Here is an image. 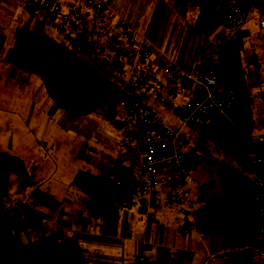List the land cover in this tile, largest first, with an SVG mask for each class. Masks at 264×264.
Returning a JSON list of instances; mask_svg holds the SVG:
<instances>
[{
  "label": "built area",
  "instance_id": "built-area-1",
  "mask_svg": "<svg viewBox=\"0 0 264 264\" xmlns=\"http://www.w3.org/2000/svg\"><path fill=\"white\" fill-rule=\"evenodd\" d=\"M23 10L69 43L65 49L82 60H94L120 80L121 95L115 102L121 124L117 144L120 174L115 188L130 191L128 208L140 217L172 227L182 234L193 231L195 214L203 204L190 190L194 182L188 160L189 132L206 129L217 115L235 103L232 90L221 85L220 41L201 34L194 58L183 68L161 52L128 17V10L141 13L138 0H18ZM245 2L264 5V0H218L230 34L244 29L248 10ZM260 24L264 28V16ZM176 40V39H175ZM245 66L260 72L248 78L254 94L255 125L252 142L253 237L258 244L252 259L264 261V56L246 59ZM167 112L177 118L170 127L158 115ZM188 250L142 241L134 264H175L189 259Z\"/></svg>",
  "mask_w": 264,
  "mask_h": 264
},
{
  "label": "trees",
  "instance_id": "trees-1",
  "mask_svg": "<svg viewBox=\"0 0 264 264\" xmlns=\"http://www.w3.org/2000/svg\"><path fill=\"white\" fill-rule=\"evenodd\" d=\"M192 2L197 13L194 28L204 34L222 38L220 46L221 85L235 94V103L224 114L199 132L202 142H193L188 165H200L211 152L221 151L230 161L223 160L220 173V199L203 203L195 214L193 231L211 236H225L232 241V251L225 264H253L251 252L258 244L253 237L254 181L247 173L252 170L250 132L255 125L254 94L248 78L260 75L245 66V55L236 39L228 38L229 26L217 0H175ZM248 12L255 8L264 16V5L245 2ZM219 41V40H218ZM249 59L258 58L254 54ZM10 69V76H36L44 86L48 100L61 110L81 119L95 111L116 128L121 126L114 108L121 91L117 85L84 63L57 40L45 33L28 28L15 32L8 55L0 59ZM120 125V126H119ZM112 166L101 170L88 197L92 218L103 217L115 210L128 208L130 191L115 188L113 179L120 174L117 158L103 156ZM32 169L19 156L0 150V264H86L85 249L66 232L60 231L45 238L24 244L17 233L42 222L40 215L12 203L11 191L22 194L36 185Z\"/></svg>",
  "mask_w": 264,
  "mask_h": 264
},
{
  "label": "rangeland",
  "instance_id": "rangeland-1",
  "mask_svg": "<svg viewBox=\"0 0 264 264\" xmlns=\"http://www.w3.org/2000/svg\"><path fill=\"white\" fill-rule=\"evenodd\" d=\"M138 1L139 4L143 1V10L138 15L135 7L130 8L128 10V17L131 22L136 23L140 29L144 28L149 42L161 52L172 58L179 65L187 66L191 61L190 50L192 44H195V41L197 44V37L204 34L194 28V19L198 7L194 6L192 2L176 3L175 0ZM27 14L30 18L28 21L31 28L29 29L33 30L39 22L31 13L27 12ZM261 20L262 15L255 8L251 9L244 29L230 34L228 37L237 40L240 49L245 55V60L249 59V55L252 54L257 57L264 56V28L260 24ZM47 31L45 34L57 40L63 46H68L69 43L64 37L57 33L52 35L50 30ZM171 32L173 35H171ZM176 33L178 38L175 40L176 36L174 34ZM204 35L210 36L214 40H219L222 43V38H218L217 40L213 35ZM81 57L84 63L93 67L110 81L117 84L121 83L120 80L104 70L103 67L94 63V60L84 56ZM31 79L32 82H24L22 78L20 81H13L11 85L0 83V118H4L5 122L8 121L9 124L23 122L25 120L24 118L28 120L31 103L35 102L36 98L38 105L35 110L36 112L38 111L37 121L40 122H36L35 126H31V131L36 134L34 138L37 141L40 143H48V146H46L48 149H44L45 146H43L41 153L36 151L33 148L34 141H31V137L24 136L20 131H14L12 133H3L0 131V150L15 154L26 161L27 164L35 166L41 184L45 186L52 185L54 187L51 193L53 196L87 198L90 190L79 192L76 179L81 177L87 181V177L91 179V181L88 180V184H93L96 181V176L93 177V175L95 172H99L98 166L93 161L86 160L87 158L85 159V155L81 154L82 152H77L74 157L66 156L67 154H75L78 147H65V135L68 134L71 137H76L80 139L81 143H89L103 152H112V155L115 152L117 155L119 130L113 124L103 119L101 111H95L82 119H77L51 102H49L52 104L51 108L47 107V104L41 108V104H43L45 99L44 97H46L44 86L36 76L32 75ZM27 85H31L30 92L26 88ZM22 89H25L23 94L21 93ZM29 96L32 98L30 101H28ZM28 103L30 107H26ZM158 115L170 127H180L175 116L164 111H158ZM183 131L188 137L186 140L187 146L193 145V142L197 141L205 143L199 135V132H189V129L186 128ZM60 145L62 155L65 158L64 162L59 161L57 158ZM39 148L40 146H37L36 149ZM210 148L211 152L205 158L203 164L194 168L195 171L200 170L204 175H209L207 181L200 180L199 196L200 202L202 203L219 201L221 162L223 160L230 161L221 151L211 146ZM83 165L85 172H82L80 168ZM189 167L191 168V166ZM247 175L252 178L251 172L247 173ZM59 185L61 189L58 187ZM11 196L12 203L9 205L10 211L15 206L20 210L23 208H32L31 206L28 207L30 202L28 193L24 192L17 195L11 191ZM39 208L42 210L41 207ZM43 212L46 213L45 209ZM87 222V220H84V224H87ZM43 227L45 232L37 231V228H31L17 233V235L26 244L44 238L54 232L51 224L50 226L46 224ZM262 263L263 260H255L253 264Z\"/></svg>",
  "mask_w": 264,
  "mask_h": 264
},
{
  "label": "crops",
  "instance_id": "crops-1",
  "mask_svg": "<svg viewBox=\"0 0 264 264\" xmlns=\"http://www.w3.org/2000/svg\"><path fill=\"white\" fill-rule=\"evenodd\" d=\"M29 19L27 12L22 9L18 0H0V59L10 52L15 32L19 29L31 28L28 21ZM39 24H36L37 26L34 27L32 31L42 33V26ZM171 35H173L172 32ZM174 36H176L175 39L178 38L177 33L174 34ZM197 44L196 41L195 44H192L190 50L191 61L187 66H182L183 68H188L190 66L193 60L192 58H194L195 55ZM31 77L32 75L28 74H18L11 77L10 69L4 63L0 62V83L11 85L13 81H20L22 78L24 82H32ZM26 88L29 89L30 92L31 85H27ZM24 90L25 89L21 90L22 94ZM44 98L41 108L42 106L45 107V104H47V107L51 108L53 103H49L50 101L47 96ZM31 99V96H29L28 101ZM37 105L35 98V102L31 103V111L28 115L29 118L28 120L24 118L25 120L23 119V122L9 124L8 121L5 122L4 118H0V131L3 133L20 131L24 136L31 137V141H34L33 148L41 153L43 151L41 149L43 146H45L44 149H48L46 148L48 143H40L37 141L34 138L36 134L31 131V126H35L36 122H40L37 121L38 111L36 112L35 110ZM28 106L30 107L29 103L26 107ZM65 138V147H78L75 154H67L66 156L74 157L77 152H82L81 154L85 155V159L87 158L86 160L93 161L94 164L98 166L99 172H95L93 175V177L96 176V181L93 184H88V180L91 181V179L87 177V181L81 177L76 179L79 192L90 190L91 193L95 183L100 179L101 170L112 169L111 164L103 157L104 154L113 158H117L118 154L116 155L114 152V155H112V152H103L89 143H81L80 139L71 137L68 134L65 135ZM37 146H40V148L36 149ZM58 149L57 158L59 161L64 162L65 158L62 155L61 145ZM203 162L201 164H203ZM27 165L32 169L35 179L37 180L34 187L24 191L29 195L30 202L28 207L31 206L32 208L29 210L38 213L42 218V222L32 229L37 228V231L45 232L43 226L46 224L50 226L51 224L54 231L52 234L60 231L66 232L84 247L86 264H134L139 245L142 241L165 247L188 250L192 253L189 259H177L175 264H225L227 254L232 251L233 245L229 237L211 236L198 232L182 234L172 227L159 224L153 220H146L129 208L115 210L103 217L94 219L90 216L87 207L89 196L87 198L53 196L51 193L54 187L52 185L45 186L41 184L35 166ZM200 165L192 168L194 182L189 186L190 190L198 196L199 201L200 180L207 181V177L209 178V175H204L200 170L195 171L194 168ZM80 168L82 172H85L84 165ZM58 187L61 189L60 185ZM39 207H41L42 210ZM44 209L46 213L43 212ZM84 220L88 221L87 224H84ZM262 264H264V261Z\"/></svg>",
  "mask_w": 264,
  "mask_h": 264
}]
</instances>
